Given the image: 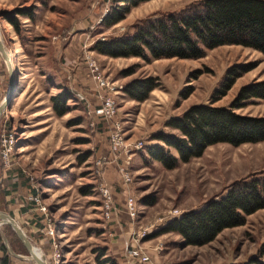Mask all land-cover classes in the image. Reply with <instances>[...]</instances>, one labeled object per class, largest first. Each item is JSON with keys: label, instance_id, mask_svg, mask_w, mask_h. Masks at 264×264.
Listing matches in <instances>:
<instances>
[{"label": "rangeland", "instance_id": "obj_1", "mask_svg": "<svg viewBox=\"0 0 264 264\" xmlns=\"http://www.w3.org/2000/svg\"><path fill=\"white\" fill-rule=\"evenodd\" d=\"M189 1L140 2L122 19L103 27L98 22L109 0H0V9L28 5L32 11V18L16 14L18 33L0 17L1 37L16 66L13 92L0 114V134L13 136L9 162L0 160V209L17 221L48 264H92L99 247H105L106 254L120 264H130L124 253L130 246L149 256L133 264H233L259 253L264 207L199 245H183L177 232L160 229L168 219L199 206L232 180L264 171V139L237 145L212 143L200 155L171 168L150 158L144 145L155 141L150 135L156 129L175 131L163 125L166 118L178 116L188 104L209 101L230 64L250 68L236 76L212 104L225 105L240 84L264 78V55L251 47L223 44L197 58L146 61L91 48L96 37L118 34L139 17L178 9ZM90 60L115 88L110 91L116 101L113 120L120 127L115 151L108 146L113 120L88 111L76 95L80 92L97 103ZM143 75L156 76L159 84L143 100L130 98L122 85ZM60 86L72 96L66 100L67 110L58 115L49 95ZM183 91L189 92L183 96ZM235 110L264 115V100ZM128 155L130 180L123 182L118 167ZM103 183L119 209L116 214H109L103 205ZM127 195L135 198L132 216L125 208ZM1 229L20 247L8 225L2 224ZM260 258L264 260V254Z\"/></svg>", "mask_w": 264, "mask_h": 264}, {"label": "trees", "instance_id": "obj_2", "mask_svg": "<svg viewBox=\"0 0 264 264\" xmlns=\"http://www.w3.org/2000/svg\"><path fill=\"white\" fill-rule=\"evenodd\" d=\"M142 1L145 0H109L98 24L103 27L113 25ZM16 14L32 18V11L28 5L2 10L0 17L11 23L18 33ZM223 44L251 47L264 55V0H192L178 9L152 11L132 21L118 34L94 38L91 48L109 56H138L148 61L160 57L197 58L206 49ZM248 68L249 65L230 64L212 89L209 101L188 104L178 116L166 118L163 125L175 131L161 128L153 131L150 138L155 141L144 145L147 155L165 168H171L178 162L200 155L212 143L237 145L264 139V115L235 110L256 100H264V78L240 84L227 104H212V100L224 94L234 78ZM158 84L156 76L143 75L128 79L122 89L130 98L143 100ZM188 92L180 94L184 96ZM70 96L72 93L60 86L49 95L52 110L58 115L64 113ZM145 202L152 201L146 199ZM261 207H264V171L250 172L232 180L199 206L171 217L160 231L177 232L183 245H199L213 239L225 227L242 224L247 214ZM5 235L14 251L26 253L16 235L19 248L8 233ZM0 247L6 257L1 239ZM258 250L257 255L233 264H264L260 258L264 254V241ZM1 262L5 263L6 258L3 257ZM92 264L120 263L106 254L105 247H99Z\"/></svg>", "mask_w": 264, "mask_h": 264}, {"label": "built area", "instance_id": "obj_3", "mask_svg": "<svg viewBox=\"0 0 264 264\" xmlns=\"http://www.w3.org/2000/svg\"><path fill=\"white\" fill-rule=\"evenodd\" d=\"M88 66L91 71V78L94 80L96 89H95V97L97 98V103H92L85 95L80 92H76L77 98L82 100L84 107L92 112L93 114L100 116L104 119H111L116 113V101L114 96L110 93V91H115V88L112 84L108 83V80L96 70L95 62L90 60L88 62ZM69 76V75H68ZM113 130L109 133V148L112 151L117 150L120 133H119V124L116 120H113ZM12 134L11 133H1L0 134V160L2 163L7 164L10 159L11 149H12ZM135 147H140L141 143H135ZM130 153V151H128ZM129 155L126 157L124 162H121L118 169L120 172L121 181L128 182L130 180L129 173L127 171V159ZM104 185L101 187V192L103 195V205L106 208V211L109 214H116L119 209L115 206L111 191L109 187L103 183ZM33 199H35L33 197ZM125 208L127 212L132 216L135 213L136 206H135V198L132 195H127L125 200ZM126 254L127 263H140L145 262L149 259V256L144 251L140 250L137 247H127L124 250Z\"/></svg>", "mask_w": 264, "mask_h": 264}, {"label": "water", "instance_id": "obj_4", "mask_svg": "<svg viewBox=\"0 0 264 264\" xmlns=\"http://www.w3.org/2000/svg\"><path fill=\"white\" fill-rule=\"evenodd\" d=\"M3 9H0V15ZM0 57L5 65L6 73H7V83L5 87V91L0 98V114L7 107L11 94L13 92L15 79H16V66H14L11 61L9 49L4 44L3 39L0 33ZM2 224H7L13 230L21 244L24 246L26 253L15 252L10 243L1 229ZM0 239L7 251L8 254H11L20 259H25L32 261L35 264H48L47 260L44 258L42 254L37 253L36 246L31 242L28 236L25 234L23 229L17 223V221L7 212L0 209Z\"/></svg>", "mask_w": 264, "mask_h": 264}, {"label": "crops", "instance_id": "obj_5", "mask_svg": "<svg viewBox=\"0 0 264 264\" xmlns=\"http://www.w3.org/2000/svg\"><path fill=\"white\" fill-rule=\"evenodd\" d=\"M147 1H149V0L142 1V3L143 2H147ZM15 50H17V47L15 48ZM6 83H7V73H6L5 65H4V63H3V61H2V59L0 57V98L2 97V95H3L4 91H5ZM91 94L92 93L89 94V98H92ZM6 254L7 255L5 257V252L0 247V264H35L32 261L25 260V259H20L18 257H15V256L11 255V254H8V253H6ZM3 257L6 258V262L5 263L1 262V259Z\"/></svg>", "mask_w": 264, "mask_h": 264}, {"label": "bare ground", "instance_id": "obj_6", "mask_svg": "<svg viewBox=\"0 0 264 264\" xmlns=\"http://www.w3.org/2000/svg\"><path fill=\"white\" fill-rule=\"evenodd\" d=\"M9 53H10V51H9ZM35 248H36L37 253L41 254V251H39L37 247H35Z\"/></svg>", "mask_w": 264, "mask_h": 264}]
</instances>
